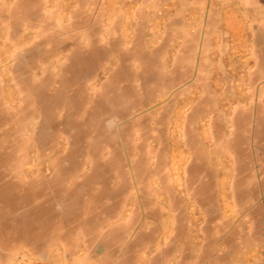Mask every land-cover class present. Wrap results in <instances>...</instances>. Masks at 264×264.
Returning <instances> with one entry per match:
<instances>
[{"label":"rangeland","instance_id":"374dc122","mask_svg":"<svg viewBox=\"0 0 264 264\" xmlns=\"http://www.w3.org/2000/svg\"><path fill=\"white\" fill-rule=\"evenodd\" d=\"M40 7L0 9V264H68L79 205L166 264H264V0Z\"/></svg>","mask_w":264,"mask_h":264},{"label":"crops","instance_id":"0c3cea01","mask_svg":"<svg viewBox=\"0 0 264 264\" xmlns=\"http://www.w3.org/2000/svg\"><path fill=\"white\" fill-rule=\"evenodd\" d=\"M40 4L41 0H15L10 6H2L0 4V9L10 11L11 14L16 17V21L13 24L17 25L24 21L26 15H32L35 10L40 9ZM33 15L35 14L33 13ZM258 119V121H264L261 117ZM199 160L202 161L203 165ZM193 161L191 167L193 175L199 174L200 172L197 171L199 168H202L203 172L205 171V174L209 175V180H204L200 185L204 187L209 186L211 184V172L214 169L212 158L210 156L205 157L202 155L201 157H197L195 155ZM197 178L199 177L192 176V178L189 179V182H194ZM258 185L262 187V195H260L258 201H262L264 200V175H262L260 184ZM241 194L242 197L239 204L243 205L245 197L249 195L248 188L244 187ZM212 195L213 193L211 194L209 192V202L212 199ZM99 196L98 192V194H96L95 197L92 196L90 200L93 202L99 201ZM69 207L68 231L66 232V235L68 234V264H166L168 245H164V243L161 242L158 248L159 252H152L155 246L152 230L145 233L146 237H144L143 241L141 236L142 233H140V226L135 228L131 226L132 221H130L129 224L120 223L119 226L115 228L113 227L114 229L112 232H109L110 236H106L104 233L105 230L101 227H103L104 219L107 215L99 211L97 212L98 214L91 215V217L94 216L97 219L95 226L92 228V225L94 224L93 220L88 221L89 215H83V211L78 209L79 207H83L82 205H79L78 207L76 206L74 210L72 208L69 209ZM213 232H215V229ZM208 234L209 236L211 234L210 227L208 228ZM93 243L94 245H92ZM164 246H166V248ZM94 248L95 252H93ZM177 249L181 250L183 248H179L178 246ZM86 253H88V257H86ZM142 253L145 254L144 258L141 257ZM207 263L214 264L211 256ZM191 264H201V260L199 259L196 262V260L193 259L191 260Z\"/></svg>","mask_w":264,"mask_h":264}]
</instances>
